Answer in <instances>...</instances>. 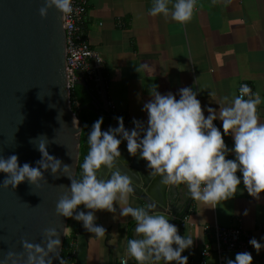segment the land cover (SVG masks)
<instances>
[{
	"label": "clouds",
	"instance_id": "clouds-1",
	"mask_svg": "<svg viewBox=\"0 0 264 264\" xmlns=\"http://www.w3.org/2000/svg\"><path fill=\"white\" fill-rule=\"evenodd\" d=\"M53 7L63 14L62 18L74 12L78 14L73 0H44L40 15L47 17ZM195 7L196 0H152L149 14L153 17L162 14L185 23L191 20ZM158 88L155 84L149 88L151 99L143 104L147 120L133 117L134 127L130 130L125 127L123 116L115 117L118 126H109L107 130H102L103 117L93 123L87 135L89 149L80 177L74 175L72 165L49 153L48 142L39 139L46 136H40L30 141L41 153L35 166L29 162L21 165L15 153L7 157L0 155V173L6 174L0 185L15 189L27 180L39 186L49 170L54 176L66 175L71 184L57 201L58 215L82 222L87 232L99 238L108 230L96 223V212L107 210L116 214L115 202L119 205L120 217L131 216L136 222L135 236L126 243L128 257L134 258L137 264H171L173 261L188 264V257L182 253L193 245V238L181 236L168 216L152 214V205L145 208L129 204V194L134 191L131 178L115 167L117 158L122 156L120 146L126 141L128 153L144 160L146 169L151 170V175H158L162 184H184L192 199L215 205L212 208L234 197L241 182L251 196L259 199L264 192V122L257 114L262 97L245 83L230 102H217L220 105L217 110L207 105L202 108L198 92L192 87H181L176 93L166 94ZM223 99L229 100L228 97ZM218 119L222 121L223 131L214 123ZM226 135L234 140L231 148L225 143ZM38 139L39 143H34ZM230 153L234 158H227ZM102 168L114 170L105 178L100 175ZM79 205L83 208L78 210ZM249 244L257 253L264 249V243L254 237ZM22 246L26 260L24 253L9 251L0 264H54L53 254L59 264H65L57 251L62 246L60 233L54 227L45 229L41 244L24 240ZM226 264H253V256L251 252H238L235 259L227 258Z\"/></svg>",
	"mask_w": 264,
	"mask_h": 264
},
{
	"label": "crops",
	"instance_id": "crops-1",
	"mask_svg": "<svg viewBox=\"0 0 264 264\" xmlns=\"http://www.w3.org/2000/svg\"><path fill=\"white\" fill-rule=\"evenodd\" d=\"M151 6L152 0H89L84 31L102 59L109 105L115 107L111 113L130 123L133 117L146 121L142 107L151 99L149 88L154 84L162 94L192 87L202 108L219 110L217 102H230L246 83L262 97L257 114L264 122V0H199L198 10L185 23L162 14L153 17ZM92 83L98 97L96 74ZM214 123L222 126L219 119ZM224 139L228 147L234 146L231 135ZM129 204L136 207L130 195ZM114 206L116 214L96 212L97 220L111 228L108 244L105 237L87 240L70 232L69 241L76 246L75 264H120L123 259L134 263L125 249L127 240L135 236L136 222L131 216L120 217L119 205L114 202ZM211 206L215 205L192 201L185 226V236L193 238V245L184 251L188 264H202V251L211 242L206 226L242 225L264 243V192L257 199L241 182L234 197ZM236 254L225 257L235 259ZM251 254L253 264H264V249ZM207 264H220L215 252Z\"/></svg>",
	"mask_w": 264,
	"mask_h": 264
},
{
	"label": "water",
	"instance_id": "water-1",
	"mask_svg": "<svg viewBox=\"0 0 264 264\" xmlns=\"http://www.w3.org/2000/svg\"><path fill=\"white\" fill-rule=\"evenodd\" d=\"M42 6L44 0H0V155L15 153L21 165L29 162L35 166L41 153L30 141L46 136L39 139L48 142L49 153L72 165L77 177L84 130L81 112L92 109L106 119L102 130L118 126L117 116L111 113L106 79L101 63L97 62L93 66L98 97L79 73L81 79L76 86L90 91L93 107L74 110L64 17L55 7L48 10L47 17H42ZM124 123L129 130L134 127L125 120ZM39 139L34 143L38 144ZM120 148L122 156L117 158L115 167L130 176L134 191L129 195L136 201V207L152 205V214L168 216L184 236L186 231L181 222L188 216L193 201L186 185L162 184L158 175L153 176L146 169L144 160L128 153L126 141ZM113 170L102 168L100 175L107 178ZM5 175L0 173V182ZM45 177L39 186L27 180L15 189L0 185V262L9 251L24 253L26 260L22 241L41 244L47 228L54 227L60 233L62 246L57 250L60 256L69 230L87 240L100 238L87 232L82 222L57 214V201L71 184L69 177L54 176L50 170ZM82 208L83 205L78 206V210ZM96 223L105 226L100 220ZM107 230L102 236L106 244L112 239L111 228ZM53 258L54 264H58L55 254Z\"/></svg>",
	"mask_w": 264,
	"mask_h": 264
},
{
	"label": "built area",
	"instance_id": "built-area-1",
	"mask_svg": "<svg viewBox=\"0 0 264 264\" xmlns=\"http://www.w3.org/2000/svg\"><path fill=\"white\" fill-rule=\"evenodd\" d=\"M199 0H196V7L194 12L198 10ZM74 9L78 10V14L64 16L66 37H67V65L69 70V80L71 87H75L76 83L80 81L82 74L86 81H95V70L93 63H102L99 53L92 47L88 36L84 31L85 18L88 13L89 0H73ZM247 98V97H246ZM110 110L115 111L114 106H110ZM218 126V125H217ZM223 131L222 126H218ZM188 216H186L181 226L185 227L188 223ZM205 234L209 237L211 242L205 245L202 251V264H207V259L212 252L218 256L220 264H224L226 255L228 253L238 252H252L255 250L250 244L249 240L253 235L248 232L242 225L236 227H221L218 224L214 226H206L204 228ZM71 235L67 233L66 238L69 239ZM66 240V239H65ZM76 246L74 240L69 241L68 248L64 255L65 264H75ZM125 259L121 260L120 264H124ZM59 264V263H58ZM127 264L131 263L127 259Z\"/></svg>",
	"mask_w": 264,
	"mask_h": 264
},
{
	"label": "trees",
	"instance_id": "trees-1",
	"mask_svg": "<svg viewBox=\"0 0 264 264\" xmlns=\"http://www.w3.org/2000/svg\"><path fill=\"white\" fill-rule=\"evenodd\" d=\"M105 76V73H104ZM90 89L95 92V83L89 82ZM71 100H72V105L74 110H77L79 108H82L84 106H92V98L90 95V91L86 89L83 86H75L72 88V93H71ZM102 117L100 114H97L94 110L92 109H84L81 112V118L84 124V130L82 134V142H81V152H80V161H79V166H78V172H77V177H80L82 175V168L81 165L83 163L84 157L88 152L89 146L87 143V135L88 131L92 127L93 123ZM107 123V120L104 119V123L102 125V128L104 125ZM69 245V239L66 238L64 242V246L62 249L61 257L64 259L65 252L68 248ZM133 262L137 264V261L133 258Z\"/></svg>",
	"mask_w": 264,
	"mask_h": 264
},
{
	"label": "rangeland",
	"instance_id": "rangeland-1",
	"mask_svg": "<svg viewBox=\"0 0 264 264\" xmlns=\"http://www.w3.org/2000/svg\"><path fill=\"white\" fill-rule=\"evenodd\" d=\"M68 234L70 235L71 233H70V230L68 231Z\"/></svg>",
	"mask_w": 264,
	"mask_h": 264
}]
</instances>
